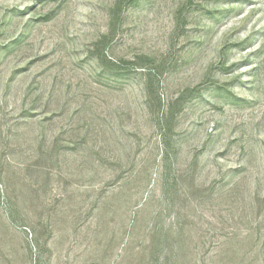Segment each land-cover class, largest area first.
Returning a JSON list of instances; mask_svg holds the SVG:
<instances>
[{
    "label": "rangeland",
    "instance_id": "374dc122",
    "mask_svg": "<svg viewBox=\"0 0 264 264\" xmlns=\"http://www.w3.org/2000/svg\"><path fill=\"white\" fill-rule=\"evenodd\" d=\"M0 264H264V0H0Z\"/></svg>",
    "mask_w": 264,
    "mask_h": 264
}]
</instances>
